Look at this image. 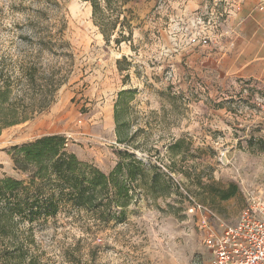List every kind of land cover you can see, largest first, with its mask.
<instances>
[{
    "label": "rangeland",
    "instance_id": "obj_1",
    "mask_svg": "<svg viewBox=\"0 0 264 264\" xmlns=\"http://www.w3.org/2000/svg\"><path fill=\"white\" fill-rule=\"evenodd\" d=\"M123 1L106 42L87 2L0 0V58L17 70L27 56L63 78L44 112L1 133L0 176L24 179L7 151L53 134L107 176L126 152L143 170L138 185H129L127 205L113 207L102 226L69 209L36 227L22 264H212L206 229L218 234L219 224L210 218L203 227L205 216L190 212L192 204L234 225L248 198H264V86L221 75L216 55L241 26L227 17L237 0ZM123 19L132 35L116 44L121 31L127 36ZM33 32L53 38L51 52L17 38ZM117 128L133 140L118 143ZM251 173L262 182L249 185ZM197 178L203 185L232 182L238 193L221 201Z\"/></svg>",
    "mask_w": 264,
    "mask_h": 264
},
{
    "label": "trees",
    "instance_id": "obj_2",
    "mask_svg": "<svg viewBox=\"0 0 264 264\" xmlns=\"http://www.w3.org/2000/svg\"><path fill=\"white\" fill-rule=\"evenodd\" d=\"M81 1L90 4L93 22L107 42L109 34L115 33L126 1ZM107 10L110 11L108 15ZM113 14L116 19L110 21ZM107 24L112 25L108 31L104 29ZM120 24L126 27L127 36L121 31L119 38L114 39L116 44L129 41L132 35L126 19ZM17 38L23 42H36L40 53L51 52L54 47L53 38L47 33L33 32L32 36L19 35ZM22 59L15 70L5 58H0V135L5 129L31 121L44 112L63 82L60 69L42 65L36 60L29 61L27 56ZM124 94L119 92L118 97ZM117 107H114L115 120ZM115 134L118 143L133 140V136L122 137L119 128ZM67 145L64 136L53 134L12 146L7 151L14 169L25 177L0 176V264H22L31 249L30 245L34 244L33 230L62 211H84L97 226H102L110 219L113 207L124 208L127 205L129 185L136 184L143 173L142 164L135 156L123 153L122 161L107 176L79 161L67 151ZM120 175L129 183L117 181ZM197 181L204 191L221 201H227L238 193L237 186L232 182L220 186L210 179L205 185L200 178Z\"/></svg>",
    "mask_w": 264,
    "mask_h": 264
},
{
    "label": "crops",
    "instance_id": "obj_3",
    "mask_svg": "<svg viewBox=\"0 0 264 264\" xmlns=\"http://www.w3.org/2000/svg\"><path fill=\"white\" fill-rule=\"evenodd\" d=\"M231 6L233 9L227 17L233 14L241 26L227 34L229 40L219 43L221 52L216 54L219 58V73L229 75L236 83L243 80L256 84L257 81L264 86V0H237V3ZM217 37L222 38L223 34L219 33ZM252 166L249 167L250 170ZM246 178L251 186L262 182L261 177L255 180L252 173L246 175Z\"/></svg>",
    "mask_w": 264,
    "mask_h": 264
},
{
    "label": "built area",
    "instance_id": "obj_4",
    "mask_svg": "<svg viewBox=\"0 0 264 264\" xmlns=\"http://www.w3.org/2000/svg\"><path fill=\"white\" fill-rule=\"evenodd\" d=\"M189 211L205 216L203 227L210 218L219 224L218 234L206 229L210 232L206 244L214 256L212 264H264V198H248L234 225H226L206 206L193 203Z\"/></svg>",
    "mask_w": 264,
    "mask_h": 264
}]
</instances>
